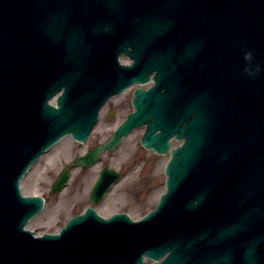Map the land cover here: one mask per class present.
<instances>
[{"label":"water","instance_id":"water-1","mask_svg":"<svg viewBox=\"0 0 264 264\" xmlns=\"http://www.w3.org/2000/svg\"><path fill=\"white\" fill-rule=\"evenodd\" d=\"M230 1L242 6L247 19L230 32L227 41L234 47L246 38L251 48L240 55L249 68L244 67V73L235 68L233 78L239 73L246 83L251 73L261 85L264 103V0ZM15 2H11L14 7ZM143 2L130 9L126 5L137 0H40L39 17H48L52 43L48 86L40 80L37 94L34 75L42 78L38 72L44 70L36 72L32 66L22 43L23 31L18 35L21 43L13 44L5 34L14 27L0 28V52L6 53L0 66V264H139L144 254L160 260L168 251L167 258L155 264H264L263 111L256 134L251 125L247 138L244 133L236 136L229 113L215 111L199 95L193 103L196 118L180 128L168 109L166 93L155 88H137L133 100L137 111L106 143L79 155L75 164H93L100 152L116 147L123 135L153 116L151 129L142 139L146 147L164 152L171 133L180 130L186 135L182 146L171 149L165 170L167 190L158 207L137 222L126 213L105 219L90 207L70 219L61 234L40 238L23 229L44 206L41 196L21 195L19 180L24 172L62 136L85 140L108 96L148 76L143 46L154 41V28L133 30L134 64L120 65L119 50H113L115 46L126 49L125 40L115 38L113 17L131 13L137 17L134 13L140 7L149 10ZM205 5L206 0H193V15L207 12ZM3 15L12 20L18 14ZM62 87L57 104L49 103ZM168 91L172 99L174 94ZM157 127L162 132L155 135ZM69 169L62 171L51 193L66 185ZM106 174L107 170L92 189L94 203L107 189H101Z\"/></svg>","mask_w":264,"mask_h":264},{"label":"rangeland","instance_id":"rangeland-1","mask_svg":"<svg viewBox=\"0 0 264 264\" xmlns=\"http://www.w3.org/2000/svg\"><path fill=\"white\" fill-rule=\"evenodd\" d=\"M131 93L132 89H129V93L115 96L109 101L86 143L77 142L71 136L62 138L25 174L21 180L22 192L25 195H42L46 199L45 208L30 220L27 228L34 230L37 235L56 232L75 212L89 204L90 188L100 164L83 170L79 167L74 168L69 186L60 193L51 194L50 188L76 153L86 151L110 135L115 123L124 118L130 109ZM112 107L118 112L116 111L114 119L110 120L106 112ZM141 135V128L134 130L114 153L104 154L105 161L114 164L125 173L105 200L97 206L99 212L106 216L118 211H127L134 218H140L156 206L160 194L165 191L163 169L166 156L154 155L142 147ZM131 166L133 169L129 171ZM143 264L152 262L147 260Z\"/></svg>","mask_w":264,"mask_h":264},{"label":"flooded vegetation","instance_id":"flooded-vegetation-1","mask_svg":"<svg viewBox=\"0 0 264 264\" xmlns=\"http://www.w3.org/2000/svg\"><path fill=\"white\" fill-rule=\"evenodd\" d=\"M116 111H117V109H116ZM116 111H115V110H114V111H111V110H110L109 112H106L107 117L110 118V120H113L114 118H113V117H110V116H109V113H110V112H114V113H116ZM117 112H118V111H117ZM128 112H129V110H127L126 114H127ZM126 114H125V115H126ZM106 125H107V124H106ZM108 125H109V124H108ZM173 141H174V139H173Z\"/></svg>","mask_w":264,"mask_h":264},{"label":"bare ground","instance_id":"bare-ground-1","mask_svg":"<svg viewBox=\"0 0 264 264\" xmlns=\"http://www.w3.org/2000/svg\"><path fill=\"white\" fill-rule=\"evenodd\" d=\"M77 36H79L78 34L76 35V37ZM199 62V61H198ZM234 64V66L236 67V68H238L239 69V67L235 64V63H233ZM223 71V70H222ZM58 150V149H57ZM56 159V158H55ZM55 159H53L54 161H55Z\"/></svg>","mask_w":264,"mask_h":264}]
</instances>
